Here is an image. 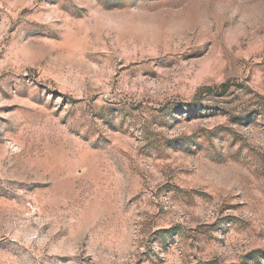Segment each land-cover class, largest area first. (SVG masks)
Listing matches in <instances>:
<instances>
[{
	"label": "rangeland",
	"instance_id": "374dc122",
	"mask_svg": "<svg viewBox=\"0 0 264 264\" xmlns=\"http://www.w3.org/2000/svg\"><path fill=\"white\" fill-rule=\"evenodd\" d=\"M0 264H264V0H0Z\"/></svg>",
	"mask_w": 264,
	"mask_h": 264
}]
</instances>
